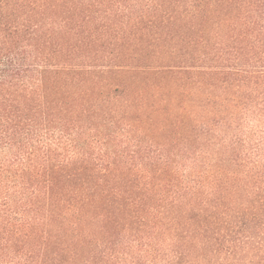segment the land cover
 <instances>
[{"label":"trees","instance_id":"obj_1","mask_svg":"<svg viewBox=\"0 0 264 264\" xmlns=\"http://www.w3.org/2000/svg\"><path fill=\"white\" fill-rule=\"evenodd\" d=\"M0 264H264V0H0Z\"/></svg>","mask_w":264,"mask_h":264}]
</instances>
